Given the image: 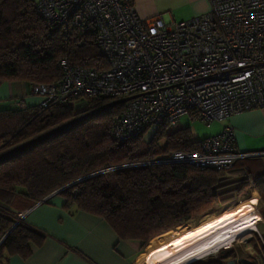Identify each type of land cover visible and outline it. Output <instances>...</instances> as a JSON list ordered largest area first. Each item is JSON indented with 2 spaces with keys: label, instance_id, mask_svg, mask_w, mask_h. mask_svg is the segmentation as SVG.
Instances as JSON below:
<instances>
[{
  "label": "trees",
  "instance_id": "1",
  "mask_svg": "<svg viewBox=\"0 0 264 264\" xmlns=\"http://www.w3.org/2000/svg\"><path fill=\"white\" fill-rule=\"evenodd\" d=\"M95 36L96 31L81 29L65 36L61 26L49 25L39 15L36 0H0V85L58 81L63 60L106 69ZM17 104L0 107V239L14 226L0 245V260L5 254L28 257L31 244H42L43 234L17 212L59 189L56 195L65 198L68 210L100 216L122 239L139 240L145 247L213 212L244 185L257 188L264 203V173L239 178L236 165L218 170L157 162L172 151L199 148L201 140H193L188 129L164 123L118 141L112 127L124 101L88 98L82 109L62 103L46 108Z\"/></svg>",
  "mask_w": 264,
  "mask_h": 264
},
{
  "label": "built area",
  "instance_id": "2",
  "mask_svg": "<svg viewBox=\"0 0 264 264\" xmlns=\"http://www.w3.org/2000/svg\"><path fill=\"white\" fill-rule=\"evenodd\" d=\"M209 1L208 12L167 22L162 15L143 19L131 0H36L39 15L65 36L96 31L108 62L102 69L63 60L58 81L31 85L42 96L39 106L82 109L95 97L124 101L112 127L120 142L164 123L174 128L190 113L222 130L202 139L197 150L172 151L157 162L232 169L247 153L238 150L228 119L264 108V0Z\"/></svg>",
  "mask_w": 264,
  "mask_h": 264
},
{
  "label": "crops",
  "instance_id": "3",
  "mask_svg": "<svg viewBox=\"0 0 264 264\" xmlns=\"http://www.w3.org/2000/svg\"><path fill=\"white\" fill-rule=\"evenodd\" d=\"M131 1L143 19L162 15L167 22L186 21L211 9L209 0ZM41 100L42 96L32 93L31 85L24 81H9L0 85V107L18 102L33 106ZM227 123L235 129L238 150L247 153V156L236 162L238 171L234 174L239 178L261 176L264 173V108L235 114ZM210 126L203 139L217 134L223 127L217 122ZM233 196L236 202L241 203L255 196L261 200L257 188L248 185L242 186ZM64 204L65 198L55 194L46 201L18 211L20 217L23 214V221L27 225L43 234L44 240L39 246L31 244L30 256L5 254L0 264H138L148 247L154 245L151 244L152 240L157 238L152 239L146 247L139 240L122 239L102 217L76 208L68 210ZM165 240L167 237H162L152 251L168 244V241L163 243ZM239 251H233L227 260L248 256L257 263L259 259H264L263 251L260 257L243 255L241 248Z\"/></svg>",
  "mask_w": 264,
  "mask_h": 264
},
{
  "label": "bare ground",
  "instance_id": "4",
  "mask_svg": "<svg viewBox=\"0 0 264 264\" xmlns=\"http://www.w3.org/2000/svg\"><path fill=\"white\" fill-rule=\"evenodd\" d=\"M263 217L256 208L208 215L199 224L188 225L183 231L174 229V237L159 250L149 247L144 256L146 264H191L221 249H229L242 239L259 231ZM158 238V236H157Z\"/></svg>",
  "mask_w": 264,
  "mask_h": 264
},
{
  "label": "rangeland",
  "instance_id": "5",
  "mask_svg": "<svg viewBox=\"0 0 264 264\" xmlns=\"http://www.w3.org/2000/svg\"><path fill=\"white\" fill-rule=\"evenodd\" d=\"M210 125L211 124H208L207 122H205V121H203V120H201V119L197 118L196 116L189 113L187 115L182 116V118H180L178 125L175 126L174 129H176V130L188 129V130H190V132L192 134L193 140H202L203 135H205L206 132L211 129ZM146 137L148 138L149 135H147ZM248 208H256V210H258V212L261 214V211H264V203L262 202V200L258 199V196L257 197L255 196L254 198H251V199L244 201L242 203L240 201L236 202V199L234 196L232 198H225V199H222L220 201V204L218 206H216V208L213 212L206 213V214H204L198 218H195L194 220H192L188 223H185V224H183L177 228L179 230L182 229L183 231H185L188 228V225H191L193 223L199 224L209 214L217 216V215H221V214H228V212L246 210ZM261 216L263 217L262 214H261ZM17 221H19V220H17ZM173 230L174 229L159 235L158 239L156 238L155 240H152L151 244L153 243L154 245L151 247V249L154 250L155 247H157L156 243L158 241H160V239H162V237H164V238L167 237V240H165V242H163V243H166L167 241L173 240L174 237H169L171 235V233L174 232ZM161 244H159L158 246H160ZM240 248L244 251L243 255L246 254V256L250 255V256L260 257L262 251L264 252V217H263V221L259 223V231L258 232H255L252 235H250L249 237L242 239L241 241L237 242L235 244V246L232 248L221 249L219 252L215 253L214 255H208V256L202 258L201 260L193 262L191 264H218V262H216L215 260L222 259L223 261H225V260H227V258H229L232 255L233 251L240 253V251H239ZM148 249H149V247H148ZM148 249L146 251L147 253H148ZM146 252L143 254L142 257H140L138 264H146L145 260H144V256H146ZM222 260H219V261H222ZM263 260L264 259H261V261H260V259H259L257 261V263L258 264H264Z\"/></svg>",
  "mask_w": 264,
  "mask_h": 264
},
{
  "label": "water",
  "instance_id": "6",
  "mask_svg": "<svg viewBox=\"0 0 264 264\" xmlns=\"http://www.w3.org/2000/svg\"><path fill=\"white\" fill-rule=\"evenodd\" d=\"M60 191H61V189L55 191L54 193H52L51 195H49L48 197H46L42 201H46L49 197H51V196L59 193ZM23 218H24V216H21L20 217V220H22ZM13 227L1 238L0 245L3 242V240L6 238V236L11 232V230L13 229ZM253 263L254 262L250 258H247V257H239V256H237L235 258H231V259H229V260H227V261L224 262V264H253Z\"/></svg>",
  "mask_w": 264,
  "mask_h": 264
}]
</instances>
